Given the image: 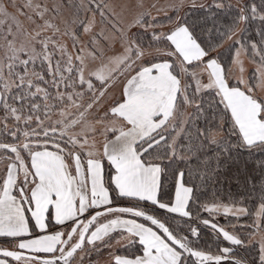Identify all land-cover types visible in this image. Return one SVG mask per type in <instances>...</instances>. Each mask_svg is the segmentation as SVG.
Returning <instances> with one entry per match:
<instances>
[{
    "label": "snow or ice",
    "instance_id": "1",
    "mask_svg": "<svg viewBox=\"0 0 264 264\" xmlns=\"http://www.w3.org/2000/svg\"><path fill=\"white\" fill-rule=\"evenodd\" d=\"M118 8L0 0V264H264V0Z\"/></svg>",
    "mask_w": 264,
    "mask_h": 264
},
{
    "label": "rangeland",
    "instance_id": "2",
    "mask_svg": "<svg viewBox=\"0 0 264 264\" xmlns=\"http://www.w3.org/2000/svg\"><path fill=\"white\" fill-rule=\"evenodd\" d=\"M3 2L5 4H8L9 0H3ZM18 2L22 3L23 0H18ZM49 2H51V0H49ZM131 2H132V0H102V3H104L105 5H110L113 8H115L116 10H119V8H118L119 5L130 4ZM151 2H153V3H163V2H165V0H151ZM97 20H99V16H97ZM247 66L251 67V64H248ZM85 264H87V259L85 260Z\"/></svg>",
    "mask_w": 264,
    "mask_h": 264
}]
</instances>
